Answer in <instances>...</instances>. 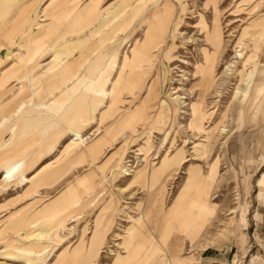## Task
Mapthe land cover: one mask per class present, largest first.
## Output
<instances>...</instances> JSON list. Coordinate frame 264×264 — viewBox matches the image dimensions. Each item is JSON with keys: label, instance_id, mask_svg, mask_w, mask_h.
Here are the masks:
<instances>
[{"label": "rangeland", "instance_id": "rangeland-1", "mask_svg": "<svg viewBox=\"0 0 264 264\" xmlns=\"http://www.w3.org/2000/svg\"><path fill=\"white\" fill-rule=\"evenodd\" d=\"M153 259L264 264V0H0V264Z\"/></svg>", "mask_w": 264, "mask_h": 264}, {"label": "bare ground", "instance_id": "bare-ground-1", "mask_svg": "<svg viewBox=\"0 0 264 264\" xmlns=\"http://www.w3.org/2000/svg\"><path fill=\"white\" fill-rule=\"evenodd\" d=\"M215 8H214V19H213L211 28L206 30V36H207V39L211 42V45L214 46L215 50H218V48L220 47V42H221V31H220V26L218 23V18L216 15V9ZM160 32H162V30ZM160 32H159V34H160ZM197 73H199V82L203 83L204 86H211L214 83V80H215L214 79V68H213L212 64L207 63L206 66L199 67L197 70ZM204 96H205V91L199 92L197 102L191 106V115H192L191 127L198 130V131L202 130V122H203L204 117H205L204 105L202 104ZM82 142H83V140H82ZM207 146H209V145L198 144L195 147L196 148L195 150L206 149ZM157 169L154 171V173L152 172L153 175L151 174L155 178H156V176H158L160 174L159 170H157ZM191 177H193V176H191ZM161 187H162V185H160V188ZM153 195H154V192L152 193V196ZM150 203L152 204L153 200H151ZM129 234L131 235V231L129 232ZM151 264H162V263H159L157 260L153 259Z\"/></svg>", "mask_w": 264, "mask_h": 264}, {"label": "crops", "instance_id": "crops-1", "mask_svg": "<svg viewBox=\"0 0 264 264\" xmlns=\"http://www.w3.org/2000/svg\"><path fill=\"white\" fill-rule=\"evenodd\" d=\"M92 68V67H91ZM90 68V69H91ZM92 71V70H91ZM93 92H96V91H93ZM40 119V117H38V118H35V120H39ZM27 125V124H26ZM29 126H31V123H29ZM71 142H72V140H71Z\"/></svg>", "mask_w": 264, "mask_h": 264}]
</instances>
